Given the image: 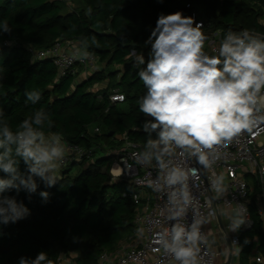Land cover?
Returning a JSON list of instances; mask_svg holds the SVG:
<instances>
[{
	"label": "trees",
	"instance_id": "1",
	"mask_svg": "<svg viewBox=\"0 0 264 264\" xmlns=\"http://www.w3.org/2000/svg\"><path fill=\"white\" fill-rule=\"evenodd\" d=\"M80 1L81 7L71 9L68 0H0V24L6 20L11 29L4 33L0 27V103L13 129L43 106L55 121L52 131H61L67 144L81 145L92 153L63 167L62 179L55 187L45 189L41 184L31 201L26 193H20L17 203L23 200L31 209L28 218L4 225L0 217V264H16L22 255L34 258L41 250L54 264H61L62 255L73 264H100L103 254L115 252L135 235L138 206L131 195L139 189L126 179L113 180L110 169L115 155L109 152L123 145L124 133L142 145L147 138L146 133L133 131L144 119L136 101L146 90L128 53L135 49L147 58L143 44L149 35L146 29L154 26L159 12H197L205 22L206 35L218 30L223 35L229 27L264 34V26L257 22L264 16V0ZM88 7L93 9L91 18L84 14ZM73 25L75 30L68 31ZM91 34L96 35L98 45L89 50L104 68L84 79H79L85 70L81 67L58 79L50 59H33L26 49L48 48L57 40L86 49ZM122 37L126 45H121ZM112 66L119 68L109 72ZM106 81V88L94 90ZM33 88L43 91V99L25 106L24 92ZM115 91L125 95L124 102H111ZM7 175L0 171V178ZM252 185L253 224L239 233V264H257L251 260L256 245L264 254V219L256 205V197L264 191L255 180ZM41 190L50 192L49 203H41ZM6 194L15 195L14 190Z\"/></svg>",
	"mask_w": 264,
	"mask_h": 264
},
{
	"label": "clouds",
	"instance_id": "2",
	"mask_svg": "<svg viewBox=\"0 0 264 264\" xmlns=\"http://www.w3.org/2000/svg\"><path fill=\"white\" fill-rule=\"evenodd\" d=\"M92 12L88 7L84 14L91 18ZM257 22L264 25V18ZM0 27L4 33L11 32L6 20ZM203 29V21L185 15L183 10L161 11L154 26L146 29L149 35L143 44L147 58L135 49L128 53L131 67L146 90L136 101L144 119L133 131L147 134L142 147L131 151L130 159L155 173L135 183L162 201L158 221L162 226L151 234L152 250L178 264H200L201 244L207 246L204 252L211 246V230L205 234L202 229L217 218L218 202L228 193L224 173L215 180L205 176L207 184L201 188L196 181L202 169L217 162L219 157H213V153L219 147L228 149L238 137L248 134L255 139L264 132V34L229 27L218 46L208 51V36ZM74 30L75 25L68 29ZM90 36L83 54H72L74 60L84 63L91 59L89 49L98 41L95 34ZM126 44L122 37L121 45ZM24 96L25 106L37 105L43 91L26 89ZM55 127L52 114L41 106L13 129L0 103V171L8 174L0 178V217L4 225L31 215L23 200L17 203L21 192L31 201L41 184L47 189L61 181L60 170L69 153L64 134L52 131ZM191 158L199 167L181 162ZM127 160L122 156L120 164L111 170L115 177L130 171L132 165ZM230 175L234 177L235 173ZM8 190H14L15 195L6 194ZM200 195L204 196L203 203ZM39 196L42 204L50 202L49 191L41 190ZM233 211L229 228L235 231L244 224L243 213L248 209L237 205ZM145 231L143 225L138 226L137 238H144ZM16 264L54 261L41 250L31 259L20 256ZM257 264H264V257L257 256Z\"/></svg>",
	"mask_w": 264,
	"mask_h": 264
},
{
	"label": "built area",
	"instance_id": "3",
	"mask_svg": "<svg viewBox=\"0 0 264 264\" xmlns=\"http://www.w3.org/2000/svg\"><path fill=\"white\" fill-rule=\"evenodd\" d=\"M239 1V0H238ZM190 7V4H188ZM193 15L198 21H203L197 12ZM261 18H264L261 17ZM204 27H205V22ZM264 26V25H263ZM207 49L211 51L218 46L219 40L222 38V31L218 30L207 35ZM26 49L31 54L33 59H50L57 68V78L75 74L78 67L84 69H93L97 65V57L92 54L90 60L81 63L79 60H74L72 54L82 55L85 51L84 48L77 45L75 42L57 40L51 47L37 49L33 46H26ZM124 99L121 100L120 97ZM112 103H122L125 101V95L119 91H115L110 95ZM99 131V129H96ZM121 138L124 140L123 145L109 152V155H115V161L113 162L110 173L113 180L126 179L134 184L139 189L131 195L133 201L138 206L135 222L137 227L143 225L145 227L144 238H137L136 233L130 241H123L118 249L112 253H105L102 255L100 264H107L108 262H115V264H178L173 259H164L163 253H157L152 250L154 247L151 243V234L153 231L162 226V222L159 221V205L162 203L157 197L151 193L150 190L137 186L136 180L149 176L151 173L154 175V171L148 168H142L135 165L130 159V153L134 150H139L142 144L130 140L127 133H124ZM68 155L62 165V167L68 166L75 161H81L84 157H91L92 153L86 150L81 145L67 144ZM128 158L127 162L132 165L130 171L120 177H115L112 174V169L120 164L121 157ZM213 157H219L217 162L209 169H202L201 177L197 178V184L204 188L207 184L205 176L209 180H215L216 176L220 173H224L226 178V184L228 185V193L221 201L218 202V208L220 205L225 206L228 209L236 208L237 205L246 207L247 212L243 213L244 225L242 230L249 229L253 224V219L250 211V204L252 202L253 185L252 180H255L260 188L264 191V132H261L259 136L253 139L250 135L245 134L235 139L228 149L219 147L214 153ZM182 163H191L193 166L199 167L196 164L195 158L190 160L181 161ZM122 166V165H121ZM230 172H234L232 177ZM127 194H125L126 196ZM205 195H208L205 192ZM199 200L203 203L204 196L200 195ZM256 205L259 215L264 219V192H261L256 197ZM216 207V203L213 205ZM219 216V211H218ZM217 216V218H218ZM212 218L211 220H216ZM207 224H205L202 232L207 234ZM208 241L210 244V238L208 235ZM234 246L239 245V236L236 235L231 240ZM124 243H128L123 246ZM211 245V244H210ZM207 247L201 244V260L200 264H217L218 253L212 246L207 248L204 252L203 249ZM62 255L60 257V263L66 262V264H73L70 258ZM257 256L264 257V254L259 251L254 258L257 263Z\"/></svg>",
	"mask_w": 264,
	"mask_h": 264
},
{
	"label": "crops",
	"instance_id": "4",
	"mask_svg": "<svg viewBox=\"0 0 264 264\" xmlns=\"http://www.w3.org/2000/svg\"><path fill=\"white\" fill-rule=\"evenodd\" d=\"M207 48V46H206ZM98 69H90L84 70L83 72H89L88 75L92 74L94 71ZM87 75V76H88ZM63 169L60 170V175L62 176ZM235 208L228 209L223 205L219 206V215L216 220H211L210 224H207V232L210 229L211 234L209 235L210 244L213 249H215L218 253L217 256V264H239V253H238V246H234L231 242L232 238L236 235L239 236V233L243 227L241 225L237 230L232 231L229 228L231 224V219L229 216L234 215ZM227 210L228 214L225 215L224 212ZM260 251L258 245H256L251 254V260H254L257 253ZM62 264H66L63 262ZM107 264H115V262H108Z\"/></svg>",
	"mask_w": 264,
	"mask_h": 264
},
{
	"label": "rangeland",
	"instance_id": "5",
	"mask_svg": "<svg viewBox=\"0 0 264 264\" xmlns=\"http://www.w3.org/2000/svg\"><path fill=\"white\" fill-rule=\"evenodd\" d=\"M68 2H69V6H70L71 9L79 8V7L82 6V3H81L80 0H68ZM103 68H104V65H103L102 63H99V62L97 63V65H96V67H95V69H98V70H101V69H103ZM118 68H119V67H117V66H112V67H110V68L108 69V71L111 72V71H114V70H116V69H118ZM86 70H89V68H88V69H85V71H86ZM83 71H84V70H82L81 73H79V79H84V78H86L87 75L89 74V72H83ZM107 85H108V81H106L105 83L97 84V85L94 87V90L97 91V90L104 89V88L107 87ZM62 169H63V167H62ZM76 172H77V169L75 168V169L72 171V173L74 174V173H76ZM225 182H226V180H225ZM127 244H128V243H124V245H122V247L125 246V245H127ZM63 258H64V256H63ZM64 260H65V258H64Z\"/></svg>",
	"mask_w": 264,
	"mask_h": 264
}]
</instances>
